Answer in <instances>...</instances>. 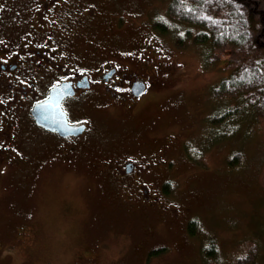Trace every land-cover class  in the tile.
<instances>
[{
    "label": "rangeland",
    "instance_id": "obj_1",
    "mask_svg": "<svg viewBox=\"0 0 264 264\" xmlns=\"http://www.w3.org/2000/svg\"><path fill=\"white\" fill-rule=\"evenodd\" d=\"M89 1L106 12L98 20L105 39V46L96 45L99 54L110 46L132 49L153 40L164 51L155 60L173 68L172 77L161 78L133 116L124 120L111 109L93 114L95 132L101 134L93 163L118 159L114 155L129 143L135 147L167 132L174 134L177 145L192 143L197 152H204L197 154L199 163L180 153L174 171L178 182L165 211L158 206L161 200L155 210H114L110 198L116 195L111 190L118 195L117 188L100 182L83 160L72 166L46 160L36 169L9 170L0 176V264H242L255 244L251 240L264 226V120L255 126L256 141L251 137L245 143L234 138L215 143L207 133L206 120L220 106L212 88L230 73L229 49H216L207 59L206 45L183 39V25L167 13L171 0ZM108 12L115 22L123 14L125 22L112 39L105 30ZM152 23L177 27L175 44ZM209 144L213 146L207 149ZM236 145L244 148L247 167L233 171L226 167V158ZM32 148L26 151L34 157L40 147ZM50 154L45 152V157ZM193 218L198 219L196 237L188 233ZM210 240L217 254L205 263L201 248ZM262 245L261 262L264 241ZM160 248L165 250L150 254Z\"/></svg>",
    "mask_w": 264,
    "mask_h": 264
},
{
    "label": "flooded vegetation",
    "instance_id": "obj_2",
    "mask_svg": "<svg viewBox=\"0 0 264 264\" xmlns=\"http://www.w3.org/2000/svg\"><path fill=\"white\" fill-rule=\"evenodd\" d=\"M103 16L89 0H0V176L39 168L46 160L70 166L83 160L100 182L117 188L118 195L111 190L114 210H155L161 200L158 206L165 211L168 197L162 185L175 180L178 145L172 132L148 134L137 146L129 143L115 154L118 159L93 163L101 136L93 114L111 109L124 120L133 116L149 90L173 73L172 65L155 60L163 49L153 40L99 54L96 45L105 46L98 22ZM110 25L115 34L123 28ZM60 86H65L60 106L68 124L78 128L76 134L40 126L33 115L35 106ZM35 147L40 149L34 157L27 154ZM47 151L51 154L45 157Z\"/></svg>",
    "mask_w": 264,
    "mask_h": 264
},
{
    "label": "trees",
    "instance_id": "obj_3",
    "mask_svg": "<svg viewBox=\"0 0 264 264\" xmlns=\"http://www.w3.org/2000/svg\"><path fill=\"white\" fill-rule=\"evenodd\" d=\"M103 13L106 14L104 10ZM167 13L183 25L184 34L181 36L183 39H192L194 43L208 47V52L205 53L207 59L212 56L213 51L223 48L229 49L232 57L226 59L229 75L223 77L212 88V95L220 102V106L219 111L214 112L206 120L209 124L207 133L211 134L215 143L231 138H234L233 141L237 139L238 143H245L251 137L256 141L255 126L264 120V0H171ZM121 15L115 22L112 14L108 12L109 24L105 30L110 39L114 34L111 31L114 28L110 23L115 22L120 28H125ZM153 26L160 33H168L175 44V39H178L177 27L165 26L162 23H154ZM137 28L139 27L136 26ZM148 34L151 35L150 32ZM152 37L157 39L155 36ZM212 146L209 144L206 148L210 149ZM176 148L174 160L176 164L181 152L194 163H199L197 154L204 152H197L192 143L183 145L180 143ZM246 158L244 148L240 150L236 145L235 150L226 158V167L233 171L246 169ZM262 168L264 153L260 159V169ZM177 182L178 179L175 178L162 185L165 196L170 197L174 194ZM197 229L198 219L193 218L188 222V233L196 237ZM258 235L260 236L250 239L255 244L250 247L246 261L242 260V264H263L262 252L258 247L264 241V226ZM163 250L165 248L152 250L150 254ZM201 253L205 263L215 258L217 253L214 240L203 245Z\"/></svg>",
    "mask_w": 264,
    "mask_h": 264
},
{
    "label": "water",
    "instance_id": "obj_4",
    "mask_svg": "<svg viewBox=\"0 0 264 264\" xmlns=\"http://www.w3.org/2000/svg\"><path fill=\"white\" fill-rule=\"evenodd\" d=\"M64 91L65 86L55 88L50 99L35 106L33 115L40 126L59 131L63 135H72L76 134L78 128L68 124L66 114L60 106Z\"/></svg>",
    "mask_w": 264,
    "mask_h": 264
}]
</instances>
